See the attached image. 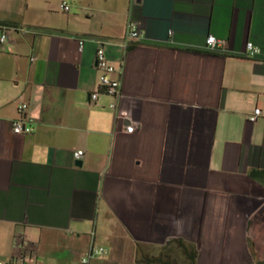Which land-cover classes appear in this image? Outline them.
I'll list each match as a JSON object with an SVG mask.
<instances>
[{
  "label": "crops",
  "instance_id": "1",
  "mask_svg": "<svg viewBox=\"0 0 264 264\" xmlns=\"http://www.w3.org/2000/svg\"><path fill=\"white\" fill-rule=\"evenodd\" d=\"M0 25V260L82 264L104 241L94 264H127L182 239L196 264H264V0H0ZM99 46L119 99L91 98Z\"/></svg>",
  "mask_w": 264,
  "mask_h": 264
},
{
  "label": "built area",
  "instance_id": "2",
  "mask_svg": "<svg viewBox=\"0 0 264 264\" xmlns=\"http://www.w3.org/2000/svg\"><path fill=\"white\" fill-rule=\"evenodd\" d=\"M60 9L64 12L69 10L66 2H62L60 4ZM143 36V32L141 31L139 25L130 20L126 26L125 37L121 42L120 46L123 52H126L129 44L131 42L139 41ZM7 40V34L4 26H0V45L4 44ZM86 39L80 38L78 39V50L82 51L83 46L85 44ZM224 43L222 41L217 40L215 37H208L205 45L203 46V50L211 53H222L224 52ZM261 49L254 45L252 42H248L245 46V50L243 52V56L249 59H255L261 55ZM95 67L100 72L98 78V90L97 92L91 95L92 99H96L98 92L105 93L107 95L113 96L116 99L121 98V82L119 79H113L110 77L111 74L115 73V67L111 65L105 57V51L102 46H99L96 54H95ZM111 108L116 109V104L112 103L110 105ZM26 109L25 104H21L18 108L19 113H22L23 110ZM261 111L259 108H256L251 115L247 117V120L250 122H255ZM12 131L14 134H29L32 132V128L26 125L23 119H17L12 123ZM137 129V125L129 124L125 127V131L127 133H133ZM84 156V152L81 150L75 151L73 153V157L75 162L81 160ZM93 235V234H91ZM104 253L102 248L91 247L90 251L87 255H85L81 259L82 264H89V261L94 256H100ZM33 259L30 255L21 254L18 257H14L10 260H0V264H31Z\"/></svg>",
  "mask_w": 264,
  "mask_h": 264
},
{
  "label": "trees",
  "instance_id": "3",
  "mask_svg": "<svg viewBox=\"0 0 264 264\" xmlns=\"http://www.w3.org/2000/svg\"><path fill=\"white\" fill-rule=\"evenodd\" d=\"M2 26V25H0ZM251 178L259 181L264 185V171L262 170H252L249 174ZM163 250H170V252L178 251L180 252L179 258L182 260L181 264H196L198 251L194 244L185 242L182 239H170L166 242ZM167 254L166 258H173L174 254ZM176 254V252H174ZM178 255V254H177ZM174 259V258H173ZM175 260V259H174ZM137 261L139 263H149V264H171L168 260H163L161 257H148L143 251H137Z\"/></svg>",
  "mask_w": 264,
  "mask_h": 264
},
{
  "label": "rangeland",
  "instance_id": "4",
  "mask_svg": "<svg viewBox=\"0 0 264 264\" xmlns=\"http://www.w3.org/2000/svg\"><path fill=\"white\" fill-rule=\"evenodd\" d=\"M96 247L97 248H102L104 250V253L101 255L102 256L101 258H97V257L93 258L90 261V264L98 263L99 260H97V259H103L105 257H107L105 259H108L109 258V255H110V246H109L108 243H106L104 241H100V242L97 243V246ZM143 251L144 252H147L148 257H161L163 260H168L171 264H181L182 263V260L179 258L180 252L175 251V250H174V252H176V254L174 252L173 253L170 252V250H163V248L159 246V247H154V248L150 247V248H147V249H143ZM170 253L174 254L173 258L175 260L173 258H171V257L169 259L165 257L167 254H170ZM83 257H81L79 259V261H81V259ZM100 262H102V261H100ZM127 264H149V263H139L138 261H136V259H134L132 262H131V260L128 261ZM154 264H158V263H154Z\"/></svg>",
  "mask_w": 264,
  "mask_h": 264
},
{
  "label": "water",
  "instance_id": "5",
  "mask_svg": "<svg viewBox=\"0 0 264 264\" xmlns=\"http://www.w3.org/2000/svg\"><path fill=\"white\" fill-rule=\"evenodd\" d=\"M76 165H77V166H81V162H78V161H77V162H76Z\"/></svg>",
  "mask_w": 264,
  "mask_h": 264
}]
</instances>
